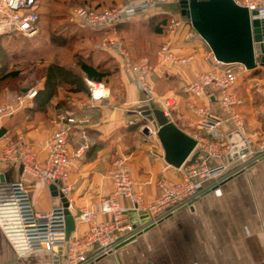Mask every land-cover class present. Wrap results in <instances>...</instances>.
I'll use <instances>...</instances> for the list:
<instances>
[{"label": "crops", "instance_id": "0c3cea01", "mask_svg": "<svg viewBox=\"0 0 264 264\" xmlns=\"http://www.w3.org/2000/svg\"><path fill=\"white\" fill-rule=\"evenodd\" d=\"M168 6L158 14L136 16L102 33L101 38L106 36L118 40L122 52L131 57L144 51L150 54L151 63L155 64L152 93L149 101H145L134 79L119 69L123 63L120 53L110 48L104 50L117 63L119 71V76L107 85L109 95L95 101L81 99L72 111L69 110L88 119L86 126L75 128L70 134V152L73 153L83 141L89 142L82 156L73 158L69 178L73 186V214L111 193L109 171L119 155L128 156L134 190L142 195L145 204L155 198L159 179L174 182L180 177L179 169L164 161L156 134L143 135L132 127L141 117L140 106L146 102L153 104L192 137L206 133L199 127L201 117L195 112V107L207 106L214 114L218 111L213 99L209 101L205 96H193L184 91L195 72L215 63L209 47L197 33L186 38L190 27L187 23L173 37V51L177 57L190 58V61L185 65L163 63L156 55L163 39L160 27L167 24L171 16L181 15L180 11L176 13L175 7ZM219 67L239 70L233 88L240 98L242 94L250 97L248 88L252 83L264 81V67L261 66L252 70L237 63ZM254 71H259L262 77L253 75ZM242 84L247 88L243 89ZM244 96L243 104L237 109L244 111L247 125L240 133L251 152L256 148L255 140L264 127V108L259 104H249V98ZM168 101L172 102L170 106L166 105ZM31 112L32 120H35L39 113L32 108ZM51 120L49 117L46 121L33 122L23 135L40 161L45 157L44 144L54 127ZM236 131L238 129L232 120L220 121L210 137L212 142H217L219 154L208 158L205 153L204 156L208 166L228 164L236 170L233 175L199 196L190 206L142 231L135 240L116 246L114 252L89 264H264V154L252 158L247 153L243 158L229 160L230 137L235 139ZM8 134L6 131L0 136V148L6 143ZM0 174H4L6 181L22 179L31 184L32 199L39 210L46 211L61 204L59 197L51 195L46 183L27 174L21 175L19 167L14 164L0 163ZM12 218L7 189L0 184V264H53V256L46 250L24 252ZM97 219L109 220L110 216L99 215ZM87 227L86 223L75 220L70 237L83 235ZM60 264H67L63 256H60Z\"/></svg>", "mask_w": 264, "mask_h": 264}, {"label": "built area", "instance_id": "2783aa9c", "mask_svg": "<svg viewBox=\"0 0 264 264\" xmlns=\"http://www.w3.org/2000/svg\"><path fill=\"white\" fill-rule=\"evenodd\" d=\"M178 0H125L123 3L101 11L78 7L73 16L82 26L95 31H106L118 24L127 22L139 15L158 14L164 8ZM237 5L246 7L250 19L264 18V0H233ZM255 11V14L252 12ZM180 16V15H179ZM187 23L189 31L186 38H191L196 32L190 21L181 17L171 16L167 22L164 38L158 48L157 55L163 63L185 65L190 58H178L173 51V37ZM38 13L36 0H0V35L3 33H20L24 36H33L37 31ZM99 49H113L122 52L121 43L113 38H105ZM223 65L215 60L214 65L194 73L193 80L184 88V91L193 96H205L209 101L214 100L219 108V114L212 113L207 106L195 108L201 117L199 127L206 132L197 134L193 138L196 146L193 152L196 157L192 163H184L177 168L180 177L174 182L159 179L156 183L157 194L153 201L144 203L142 195L134 190V181L131 177L129 158L119 155L113 162L109 175L112 180L111 193L99 202L72 213L74 220L87 224V230L79 237H70L65 240V216L61 204L50 209L39 210L32 199V185L26 184L22 179L0 181L7 189L8 199L12 207V221L24 252L46 250L55 256L59 248L67 264H89L100 256H105L115 251L116 246L122 242L136 239L145 226L141 222L139 212L145 213L147 224H156L170 214L190 206L194 200L205 191L212 189L222 180L233 175L236 170L228 164L208 166L205 164V153L209 157L219 154L217 144L210 140L217 125L222 120H232L238 128L243 129L242 117L233 110L240 104V97L233 93L237 74L232 69H221ZM125 71L134 77L140 91L149 101L151 87L149 74L151 66L145 57L132 64H126ZM93 100L103 99L109 95V90L103 83L99 87L107 90L102 96L94 94L95 83L87 80ZM255 91L264 105V81L255 83ZM24 98L19 97L18 105L5 104L0 106V120L8 117L18 110L28 100L36 95L35 90L26 89ZM172 104L166 102L167 106ZM165 113V112H164ZM225 116V117H224ZM87 122L83 117L77 118L74 114L59 111L55 115L52 132L44 144L45 157L40 161L31 144L23 135L14 140H7L0 148V163L22 166L21 175L41 179L46 185L55 184L58 192L63 194L68 201V208L72 207V189L69 182L73 167V158L82 156L88 143L83 141L70 152L68 147L69 136L72 130L79 128ZM143 135L155 134L153 126L145 125ZM252 157L264 154V141L249 151ZM247 155V154H246ZM243 155L239 158H243ZM122 201H126L123 204ZM136 212L135 218L129 213ZM99 215H109V220H98Z\"/></svg>", "mask_w": 264, "mask_h": 264}, {"label": "rangeland", "instance_id": "374dc122", "mask_svg": "<svg viewBox=\"0 0 264 264\" xmlns=\"http://www.w3.org/2000/svg\"><path fill=\"white\" fill-rule=\"evenodd\" d=\"M124 1L125 0H36L37 13H40V20L37 25L36 33L30 37L10 34L12 36H6L7 38H3L1 41L2 43L0 44V106L8 103L13 104L14 106L18 105V99L19 97H25V94L23 93L26 89L35 90L37 93V91L43 87V82L48 72H50V69H52L53 73H55L54 83L56 84L54 95L50 97L51 100L48 101V103L46 102L45 106H42V110L44 111H37L39 114L36 118L34 117L35 120H32L33 112H31V108L37 104L34 103V98L36 95L34 98H32V100H28L23 105H21V107L14 113L0 120L2 124L0 127L6 126V131L9 133L5 136L6 141L14 140L18 136L24 135V133L28 130V127L31 126L33 122H37V120L46 121V119L50 117V119H52L51 124H54L53 121L57 112L63 111L67 112L68 114H72L70 113V111H72V107L75 106V103L81 102V99L86 98L93 100L91 97L90 87L87 83V80L89 79H87L81 72L79 68V62H90L92 61L91 58H93V55L100 53L99 50H105L99 49L98 45L107 37L105 36L100 39L92 37L94 34L91 32L90 28L82 26L75 19L73 16L74 10L78 7H88L89 9H92L95 6L98 8L110 6L108 8H111L123 3ZM168 7H175L176 13L180 11L178 1L170 4ZM179 17H181V15ZM166 25L163 29V38ZM154 27L155 25L153 28ZM113 29L114 28H111L106 31ZM106 31H102V33ZM119 53L123 62L119 66V69H121V72L125 76L133 79L134 77L125 71L127 62L128 64H132L139 61L143 57L149 60L151 72L148 78L151 87V79L155 70V64L151 63L150 54L144 51L136 56L131 57L128 53ZM107 55H99L97 57L95 56L96 61L100 62L102 60L101 58H106ZM116 64L117 63L112 62V65H110L111 69L116 71V73L114 71V76L104 79L106 80L104 82H92H94L97 86H99V83H103L110 92V88L107 86L109 81H113L115 80V76H119V71ZM233 71L237 74L239 70L236 69ZM10 72H12V74L14 73L15 75H8ZM134 81L136 82L135 79ZM258 82L263 81H257L256 83ZM252 84V87L250 86L248 88L250 97H248L247 94L246 97L243 94L242 96H244V98H249V104H252L253 106L259 104L264 108L259 95L255 91V82ZM245 87L247 88L246 85L243 86L242 84V88L245 89ZM22 88L24 89L21 90ZM232 91L233 93L237 94L234 91V88ZM48 94L49 91H47L46 94H42V96L44 97ZM141 95L145 98L142 92ZM242 96L240 98L241 103L235 105L233 108V110L237 112L243 119V129H240L238 126H236L239 132L244 131L247 125L244 111H239L237 109L238 106L243 104ZM145 104H148V102ZM255 113L257 114V112ZM215 114H219V108ZM74 115L77 118L81 117L76 114ZM83 118L87 119L84 116ZM86 124H88V119L83 126H86ZM145 125L151 126L152 124L141 115L139 121H135L132 127L136 128L141 134H143L142 128H144ZM260 133L261 134H258V137L255 140V146L261 145L264 141V127ZM221 148L224 149L225 147L223 148L221 146ZM252 158H255V156Z\"/></svg>", "mask_w": 264, "mask_h": 264}, {"label": "water", "instance_id": "95a60500", "mask_svg": "<svg viewBox=\"0 0 264 264\" xmlns=\"http://www.w3.org/2000/svg\"><path fill=\"white\" fill-rule=\"evenodd\" d=\"M178 5L180 14L190 21L192 28L207 44L216 61L223 64H241L247 70L257 66L264 67V18L250 19L247 8L237 5L233 0H178ZM138 110L155 129L163 149V159L168 165L179 168L185 162H194L196 152L193 151L197 142L192 136L180 130L162 110L151 103L140 106ZM202 134L207 136L204 132ZM234 136L235 139L230 137L229 160L248 153L243 135L236 131ZM19 170L22 171V166ZM4 179V174H0V181L3 182ZM49 190L52 196L60 198L65 216V240H69L75 228V220L68 208V201L58 192L55 184H50ZM129 213L135 218L134 210ZM139 215L141 222L145 224L143 231L154 225L146 223L144 212L140 211ZM124 243L126 242L119 245ZM60 256H63L62 248L53 256V264H60Z\"/></svg>", "mask_w": 264, "mask_h": 264}, {"label": "trees", "instance_id": "16d2710c", "mask_svg": "<svg viewBox=\"0 0 264 264\" xmlns=\"http://www.w3.org/2000/svg\"><path fill=\"white\" fill-rule=\"evenodd\" d=\"M108 7H110V6L101 7V8H98V7L95 6L92 9L97 11V10L106 9ZM39 20H40V13H38V23H39ZM165 25L163 27H160V28L163 30ZM90 30L94 34L92 37H95L96 39H100L101 38L102 31H95V30H92V29H90ZM160 31L161 30L158 28V32H160ZM7 34H1L0 35V44L2 43L1 41L3 40V38L6 37V36L10 37L13 34L23 36L20 33H9L8 35ZM10 34H12V35H10ZM99 52L100 53H98L97 55L96 54L93 55V58H91L92 61H90V62H86V61L79 62V68H80L81 72L83 73V75L87 79H89L91 81H94V82H104V81H106L104 79H106V78H108L110 76H114V71H115V70H112L111 67H110V65H112V62H113L112 58L109 55L104 54V52H105L104 50H99ZM99 55H101V56H104V55L106 56L107 55V57L106 58H101L102 60L100 62H98V61H96V57L99 56ZM115 73H116V71H115ZM8 75H15V74L14 73L12 74V72H10ZM253 75L262 77V74L259 71H254ZM115 78H116V76L114 77V79ZM54 80H55V73H53L52 69H50V72H48V74L45 77V80L43 82L44 83L43 87L39 91H37V93H36V96L34 98V103H37V104H35L33 106L32 111H36V112L37 111L38 112L44 111V110H42V106H45L46 102L48 103V101L51 100L50 97L53 96L54 93H55V85L56 84L54 83ZM23 89L24 88H22L21 90H23ZM47 91H49V94L44 96L45 97L44 98L42 96V94H46ZM6 129H7L6 126L0 127V136H2L6 132Z\"/></svg>", "mask_w": 264, "mask_h": 264}, {"label": "bare ground", "instance_id": "6f19581e", "mask_svg": "<svg viewBox=\"0 0 264 264\" xmlns=\"http://www.w3.org/2000/svg\"><path fill=\"white\" fill-rule=\"evenodd\" d=\"M107 92V90H103L101 89L99 86L95 85V91L94 94L96 97L102 96L103 94H105Z\"/></svg>", "mask_w": 264, "mask_h": 264}]
</instances>
